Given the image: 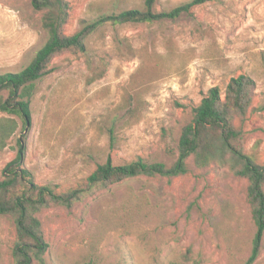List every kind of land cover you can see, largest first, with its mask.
<instances>
[{
  "label": "rangeland",
  "instance_id": "374dc122",
  "mask_svg": "<svg viewBox=\"0 0 264 264\" xmlns=\"http://www.w3.org/2000/svg\"><path fill=\"white\" fill-rule=\"evenodd\" d=\"M185 1L155 0L154 9ZM68 2L67 35L81 19L144 4ZM40 17L31 0H0V73L21 70L45 42ZM48 69L36 81L30 121L15 116L16 133L0 150V176L21 136V165L56 191L83 183L108 159L170 165L194 107L211 87L223 96L240 74L254 87L250 106L233 124L243 151L264 164V0H208L175 19L105 24L87 37L84 51L59 52ZM187 165L181 175L126 178L71 207L41 209L43 264H245L255 233L247 180L216 163L197 167L192 156ZM15 239L14 222L0 215V264H13ZM252 264H264V234Z\"/></svg>",
  "mask_w": 264,
  "mask_h": 264
},
{
  "label": "trees",
  "instance_id": "16d2710c",
  "mask_svg": "<svg viewBox=\"0 0 264 264\" xmlns=\"http://www.w3.org/2000/svg\"><path fill=\"white\" fill-rule=\"evenodd\" d=\"M205 1L208 0H188L166 10H155V0H144L141 8L101 13L90 20L81 19L79 28L67 35L63 26L69 17L68 0H31L32 7L41 12V27L47 38L21 70L0 73V113L8 114L0 116V150L16 133L18 121L15 116L24 124L30 121V99L35 93L36 81L48 72V66L57 53L84 51L87 37L105 24L175 19ZM103 69V66L99 68L96 78L102 75ZM253 87L254 81L240 74L229 80L223 96L218 87L209 88L194 107L190 121L182 126L177 141V156L170 165L160 161L147 162L141 157L115 165L108 159L98 163L83 183L66 190L56 191L49 184L34 181L32 172L21 165L24 153L21 136L17 140L15 157L6 164L0 176V215H8L15 225L16 239L11 250L13 264L44 263L48 244L37 215L41 209L51 204L71 207L74 202L126 178L139 175L171 178L184 174L188 171L187 158L190 156L197 167L216 163L247 180L246 196L255 233L245 264H252L259 254L264 234V164H256L243 151L241 132L234 126L233 117L246 113ZM134 93L138 97L137 90ZM135 112L133 110L131 114ZM130 202L127 196L121 204L124 212H127Z\"/></svg>",
  "mask_w": 264,
  "mask_h": 264
}]
</instances>
